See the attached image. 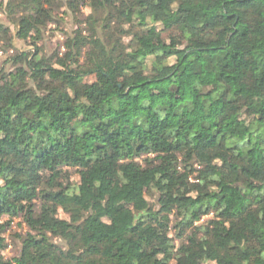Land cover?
Listing matches in <instances>:
<instances>
[{"label": "trees", "instance_id": "16d2710c", "mask_svg": "<svg viewBox=\"0 0 264 264\" xmlns=\"http://www.w3.org/2000/svg\"><path fill=\"white\" fill-rule=\"evenodd\" d=\"M0 14V264H264V0Z\"/></svg>", "mask_w": 264, "mask_h": 264}, {"label": "rangeland", "instance_id": "374dc122", "mask_svg": "<svg viewBox=\"0 0 264 264\" xmlns=\"http://www.w3.org/2000/svg\"><path fill=\"white\" fill-rule=\"evenodd\" d=\"M88 13H89L88 9L82 10V14L84 16H87ZM0 25L2 27H9L13 31V26L10 25V23L8 22V19L3 14H0ZM70 27L72 29V26L70 25L69 20L66 18L63 26H61L59 28L50 26L47 28V33H45L43 41H42L47 52H50L56 46V44L58 42L61 43L62 41H64L65 35L70 33V30H69ZM11 30H10V32H11ZM174 37L177 39H181L180 34H175ZM162 38L168 39V36L166 34H162ZM149 39L153 40V38H149ZM0 43H1L0 47L11 46L10 49L7 48L8 53H11V51L15 52V50H17V51H24V50L31 51V49L23 41L19 40L15 36H13V34L7 40L1 39ZM3 50H5V49H0V68H1L3 62L5 61V57H3V55H1V51H3ZM9 50H11V51L9 52ZM252 130L255 134L259 131L255 125L252 126ZM69 172L72 176L71 181L77 182L78 177L74 174L75 170H69ZM145 201H147L148 204H150V205L152 204V198H147ZM141 205H143V200L141 202ZM61 217L63 218V215H61ZM210 217L211 216L205 217L202 220V222L205 219L210 218ZM6 220H8L7 217L4 218V222ZM24 232H25V226L23 224L21 225L20 220L16 219V218L13 219L11 224H10V227L8 228L7 232L5 233V237L7 239L8 244H9V247L4 252L5 257L10 258L15 253L17 245H19V243L16 242V247L14 246L15 245V243L13 242V240L15 239L14 235L16 233H24Z\"/></svg>", "mask_w": 264, "mask_h": 264}]
</instances>
